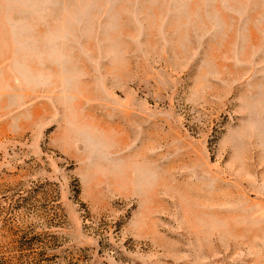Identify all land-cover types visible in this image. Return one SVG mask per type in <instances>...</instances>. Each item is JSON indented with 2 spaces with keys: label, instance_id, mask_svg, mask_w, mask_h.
Wrapping results in <instances>:
<instances>
[{
  "label": "rangeland",
  "instance_id": "1",
  "mask_svg": "<svg viewBox=\"0 0 264 264\" xmlns=\"http://www.w3.org/2000/svg\"><path fill=\"white\" fill-rule=\"evenodd\" d=\"M264 264V0H0V262Z\"/></svg>",
  "mask_w": 264,
  "mask_h": 264
},
{
  "label": "trees",
  "instance_id": "2",
  "mask_svg": "<svg viewBox=\"0 0 264 264\" xmlns=\"http://www.w3.org/2000/svg\"><path fill=\"white\" fill-rule=\"evenodd\" d=\"M0 264H11V263L7 261V262H0Z\"/></svg>",
  "mask_w": 264,
  "mask_h": 264
}]
</instances>
